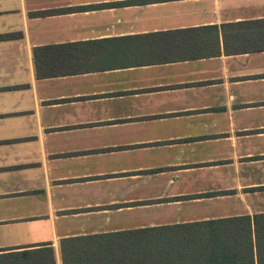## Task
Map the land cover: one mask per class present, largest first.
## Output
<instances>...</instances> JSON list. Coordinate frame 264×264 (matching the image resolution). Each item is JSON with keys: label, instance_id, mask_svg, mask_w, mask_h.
I'll return each mask as SVG.
<instances>
[{"label": "crops", "instance_id": "obj_1", "mask_svg": "<svg viewBox=\"0 0 264 264\" xmlns=\"http://www.w3.org/2000/svg\"><path fill=\"white\" fill-rule=\"evenodd\" d=\"M135 1L0 0V254L264 214V52L223 37L264 0ZM105 39L118 67L38 79L34 48Z\"/></svg>", "mask_w": 264, "mask_h": 264}, {"label": "trees", "instance_id": "obj_2", "mask_svg": "<svg viewBox=\"0 0 264 264\" xmlns=\"http://www.w3.org/2000/svg\"><path fill=\"white\" fill-rule=\"evenodd\" d=\"M106 6L38 12L31 13V16L44 17ZM258 24L262 28H225V52H264V20L244 23L246 26ZM206 29L209 33L214 29L218 34V28ZM194 31L190 29L165 35L184 36ZM18 36L21 35H2L0 40ZM114 42L115 39H105L36 47L37 77L50 79L118 67L117 63H112L116 60L111 56ZM220 54L218 48L213 53H196L190 58ZM161 62L163 60L159 59L158 63ZM16 249L20 248H11L8 250L13 251L0 254V264H57L52 243L22 247L19 252ZM60 255L62 264H264V214L65 238L60 242Z\"/></svg>", "mask_w": 264, "mask_h": 264}]
</instances>
